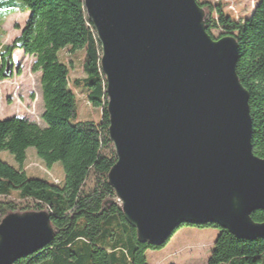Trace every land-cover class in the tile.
<instances>
[{
  "label": "water",
  "instance_id": "water-1",
  "mask_svg": "<svg viewBox=\"0 0 264 264\" xmlns=\"http://www.w3.org/2000/svg\"><path fill=\"white\" fill-rule=\"evenodd\" d=\"M100 46L107 174L137 241L164 245L182 224L264 238V159L252 152L248 92L234 37L213 39L196 0H83ZM8 69H6V72ZM53 238L46 211L0 221V264Z\"/></svg>",
  "mask_w": 264,
  "mask_h": 264
},
{
  "label": "trees",
  "instance_id": "trees-1",
  "mask_svg": "<svg viewBox=\"0 0 264 264\" xmlns=\"http://www.w3.org/2000/svg\"><path fill=\"white\" fill-rule=\"evenodd\" d=\"M6 1L0 0V26L9 10L18 9ZM20 1L29 13L18 36L0 46V82L11 76L14 51L31 56V69L40 73L42 124L23 116L0 119V150L9 151L20 165L16 169L0 159V221L9 213L46 211L53 238L12 264H146L145 251L159 247L137 241L107 182L116 157L108 138L100 46L83 0ZM196 2L208 10L204 23L211 38L229 35L237 42L235 71L249 95L252 152L264 159V0H255L242 20L226 13L219 2ZM64 48L83 52V79L75 84L82 82L87 102L100 109L98 121L71 122L76 104L69 88L70 70L57 56ZM29 147L46 166L61 163L62 183L26 176L21 165ZM251 218L264 223V211ZM182 225L217 228L205 264H264V238L239 239L214 224Z\"/></svg>",
  "mask_w": 264,
  "mask_h": 264
},
{
  "label": "rangeland",
  "instance_id": "rangeland-1",
  "mask_svg": "<svg viewBox=\"0 0 264 264\" xmlns=\"http://www.w3.org/2000/svg\"><path fill=\"white\" fill-rule=\"evenodd\" d=\"M212 4L221 3L223 10L233 18L242 20L251 13L255 0H199ZM18 9L9 15L0 26V46L10 44L18 36L20 29L28 15L25 4L20 0H7ZM5 4L7 5V3ZM4 4V5H5ZM214 6V5H213ZM204 9L205 15L208 13ZM1 23V18H0ZM58 60L69 66V88L74 93L76 104V117L71 122L100 119V109L87 102L84 86L75 84L76 80H82L81 61L83 52L77 50L70 53L67 49H61ZM13 70L11 76L0 82V119L23 116L40 124V115L43 112V103L40 97V73L31 69L32 57L24 55L21 50L13 52ZM17 71V72H16ZM25 160L21 167L29 178L44 179L50 182L62 183L64 171L60 162L51 166L37 156L34 148L26 150ZM0 159L16 169L20 168L7 150H0ZM218 230L215 227L179 226L171 234L164 245L156 249L145 251L146 264H205Z\"/></svg>",
  "mask_w": 264,
  "mask_h": 264
},
{
  "label": "crops",
  "instance_id": "crops-1",
  "mask_svg": "<svg viewBox=\"0 0 264 264\" xmlns=\"http://www.w3.org/2000/svg\"><path fill=\"white\" fill-rule=\"evenodd\" d=\"M17 51V50H16Z\"/></svg>",
  "mask_w": 264,
  "mask_h": 264
}]
</instances>
